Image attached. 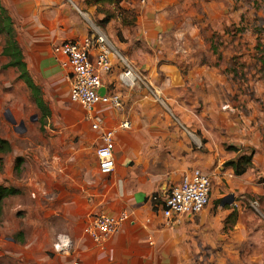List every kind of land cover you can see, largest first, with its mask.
Returning a JSON list of instances; mask_svg holds the SVG:
<instances>
[{"label": "rangeland", "instance_id": "obj_1", "mask_svg": "<svg viewBox=\"0 0 264 264\" xmlns=\"http://www.w3.org/2000/svg\"><path fill=\"white\" fill-rule=\"evenodd\" d=\"M0 1L50 110L43 122L7 66L0 20V186L15 190L0 201V264H264V0ZM95 31L121 56L117 75L126 62L141 79L132 88L111 84L122 97L111 122L130 127L109 175L97 167V134L68 98L67 70L58 63L62 76H47L35 66L44 49L54 55L60 42ZM250 152L245 173L225 165ZM212 155L222 176L212 178L209 203L166 221L164 192ZM65 179L80 185L89 212L71 233L56 229L67 223L56 216V183ZM101 208L127 211L133 223L96 243L83 229ZM59 236L67 249L54 248Z\"/></svg>", "mask_w": 264, "mask_h": 264}, {"label": "built area", "instance_id": "obj_2", "mask_svg": "<svg viewBox=\"0 0 264 264\" xmlns=\"http://www.w3.org/2000/svg\"><path fill=\"white\" fill-rule=\"evenodd\" d=\"M137 1L143 5L147 0ZM114 54L119 55L111 47L107 36L98 31L83 39H66L54 49L58 63L67 70L70 102L81 107L90 130L99 133L96 138L95 157L99 172L103 175H109L116 165V134L130 127L128 120H122L112 127L108 126L104 116L107 110H118L122 106L121 94L112 90L110 84L107 85L104 81V77L113 68L111 58L117 60ZM124 64V70L118 74L117 84L122 88H132L141 82V79L128 63ZM211 188L212 177L195 168L178 183L169 186L159 203V214L169 222L196 215L209 203ZM128 221L132 222L127 211L118 214L93 213L83 231L96 243H102L123 228ZM61 238L64 237L59 236L54 244L57 251L68 247V241Z\"/></svg>", "mask_w": 264, "mask_h": 264}, {"label": "crops", "instance_id": "obj_3", "mask_svg": "<svg viewBox=\"0 0 264 264\" xmlns=\"http://www.w3.org/2000/svg\"><path fill=\"white\" fill-rule=\"evenodd\" d=\"M105 34V33H104ZM106 35V34H105ZM107 36V35H106ZM108 37V36H107ZM43 55H41L42 57H39V54L37 56V59H39L37 61V67H40V70L43 72V74L47 75V76H50L52 73L53 74H56V77H61L63 73V70L60 68L58 62L56 63V61H54L53 59V53H51L50 51L47 52L46 49H44V53H42ZM111 61L113 63V68L111 73H108L105 77H104V81L105 83L108 85L113 83L114 85H112L115 89H118L119 86L117 83H114L115 79H117L118 75H117V68H116V64H117V60L115 58H111ZM66 74V73H65ZM167 77H168V82L167 83H171V80H170V77L169 75L165 74ZM63 76L64 78L67 80V77L66 75H64L63 73ZM68 82V80H67ZM176 86V85H175ZM173 86V87H175ZM111 110H107L105 113H104V116L106 118V121H107V125L108 126H113L115 124H117L118 122L114 123L111 122V118H110V112ZM90 129V128H89ZM92 131V130H91ZM94 132V131H92ZM127 131H119L117 134H116V144H117V147L118 145L121 143V138H122V135L123 134H126ZM97 134L96 138L98 137L99 133L98 132H95ZM116 155H115V161H116ZM126 161V157L124 156V158L122 157V162L123 161ZM158 160V158H154V161L156 162ZM215 161V162H214ZM214 162V163H213ZM213 163L215 169H212L211 167V164ZM156 166L158 168H160L159 166V163L156 162L155 163ZM218 163H216V158L214 157V155L212 156H209L206 158V161L205 160H200L198 161V165L195 168H198L200 169L203 173L211 176L213 179H214V175L216 178H218L219 176H222V173L219 172V166L217 165ZM162 173V172H160ZM229 173V171H226V174ZM189 174V173H187ZM186 175V174H185ZM225 175V174H224ZM220 178V177H219ZM61 180V179H60ZM66 180V179H65ZM62 180V181H58L56 183V216H57V219H60V220H63V221H66V218L65 216H67V223L66 225H60V226H57L56 229H58V231H60V233H66L68 231H72V229L70 228L71 227H75V226H79L80 223H82L80 221V219L84 216V215H87L89 212H87V208H85V206L87 205V203H85L86 205H84V202L86 201V195L85 193H81L80 191H78L77 187H80V185H78L75 181L73 183V181H69V180ZM180 181V180H179ZM178 183V182H177ZM176 184V183H174ZM169 188V187H168ZM168 190V189H167ZM166 190V191H167ZM166 191L164 192V195L166 193ZM73 192H76L77 194H79V198L76 199V202L73 201ZM164 197V196H163ZM136 198L133 196L130 200H135ZM162 200V198H161ZM66 201V202H64ZM80 201H82L83 203H79ZM134 203L136 205H138V202L137 203V199L134 201ZM59 204V205H58ZM36 207L35 210H38V206L37 204L35 205ZM103 209H97V211H101L103 213H106L105 211H102ZM106 214H115V213H106ZM78 223V224H77ZM133 223V221L131 222V224ZM62 224V223H61ZM127 228V226L125 227ZM124 228V229H125ZM74 233L77 232V235H79V230L77 228H75V231H73ZM69 233V232H68ZM70 235V234H69ZM48 244H46L47 246Z\"/></svg>", "mask_w": 264, "mask_h": 264}, {"label": "trees", "instance_id": "obj_4", "mask_svg": "<svg viewBox=\"0 0 264 264\" xmlns=\"http://www.w3.org/2000/svg\"><path fill=\"white\" fill-rule=\"evenodd\" d=\"M116 1L117 3L121 0H112ZM0 20L3 21V29L9 35V40L6 45H4L3 53L8 57V62L6 63L7 66L15 67L18 71V77L25 83L27 88L30 91L31 97L33 102L35 103L36 107L39 109L41 113V120L46 122L47 118L50 115V110L42 98L41 89L35 83L34 79L30 75L26 63L23 60V56L21 51L17 46L14 45L13 41V27H12V19L7 12V9L2 5L0 1ZM1 31V29H0ZM264 63V59H263ZM9 147L8 143L5 141H1ZM253 164V153L250 152L249 154L242 153L236 160H228L225 162L226 166H230L234 170V174L241 175L245 173L248 168H252ZM14 189H10L5 186H0V201L2 198L7 196L10 193H14Z\"/></svg>", "mask_w": 264, "mask_h": 264}, {"label": "water", "instance_id": "obj_5", "mask_svg": "<svg viewBox=\"0 0 264 264\" xmlns=\"http://www.w3.org/2000/svg\"><path fill=\"white\" fill-rule=\"evenodd\" d=\"M10 121H11L12 123H14V120H13V119H11Z\"/></svg>", "mask_w": 264, "mask_h": 264}]
</instances>
